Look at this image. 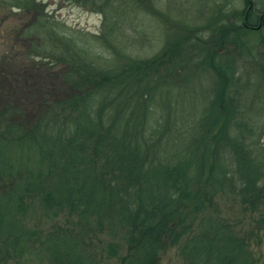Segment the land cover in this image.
Listing matches in <instances>:
<instances>
[{
  "label": "trees",
  "instance_id": "obj_1",
  "mask_svg": "<svg viewBox=\"0 0 264 264\" xmlns=\"http://www.w3.org/2000/svg\"><path fill=\"white\" fill-rule=\"evenodd\" d=\"M74 1L104 16L107 9L118 14V0ZM241 1V11L215 24L219 50L228 43L244 50L245 37L254 33L264 39V6ZM8 16L31 17L35 39L59 41L38 0H0V22ZM236 16L238 25L228 19ZM175 26L185 34H172L146 60L126 57L109 43L116 64L96 68L82 61L57 77L56 94H44L51 77L42 76L45 64L32 62L28 114L14 105L21 102L15 92L0 96V264L26 259L36 248L46 264H100L92 253L96 246L118 264H157L162 251L176 246L189 264H264L251 258L248 237L237 235L218 210V201L228 198L256 214V229L264 231V160L246 145L247 127L230 88L236 71L231 59L215 61L213 40ZM192 40L200 50L209 48L195 63L211 72L212 97L193 139L171 144L170 114L169 121L153 123L150 107L186 85V76L170 71L189 62L188 52L197 47ZM81 52L94 50L82 46ZM62 58L63 52L57 54L58 62ZM41 219L71 222L53 226L41 240L25 222Z\"/></svg>",
  "mask_w": 264,
  "mask_h": 264
},
{
  "label": "rangeland",
  "instance_id": "obj_2",
  "mask_svg": "<svg viewBox=\"0 0 264 264\" xmlns=\"http://www.w3.org/2000/svg\"><path fill=\"white\" fill-rule=\"evenodd\" d=\"M38 1L45 7L48 22L54 23V27L57 28L59 41L51 43L48 37L45 40L35 39L32 31L36 30L37 22L30 19L31 17L17 21L15 16H8L0 22V96L4 93L7 97L6 95L9 96L10 92H15L17 98H14L21 102L11 101L20 109L23 108L24 114H28L33 105L31 91L27 89L32 82L33 74L28 70L32 62L45 64L46 72H43L45 74L42 76L48 74L51 77V79H45L44 94L49 92L56 94L58 92V84L55 82L57 77L64 71H71L72 67L79 69L82 61V63L90 62L96 68L116 64V57L112 54V50L106 47L109 43L116 50L117 48L123 50V55L126 57L146 60L159 52L172 34L184 35L185 31H178L181 26H175L182 24L188 30L198 32L197 36L201 40H213L216 62L223 61L224 58L231 59V67H234L236 71L234 75L236 81L230 88L237 92L240 103L238 118H241L247 127V132L244 133L247 137L246 145L248 150L253 151V154L258 153L264 160V39L255 33L248 35L245 39L249 42L244 50L239 52H236L229 43L219 50V43L216 41L219 35L216 22L225 15L241 11L243 8L241 0H150L153 11L147 8L151 6L149 0H118L117 16L114 12H108V9L106 16L100 12H92L90 10L93 7L79 6L74 0ZM254 2L256 7L264 6V0H254ZM120 10L124 14L122 18H120ZM228 19L231 23L240 24L238 16L228 17ZM8 27H13L15 31L13 29L9 31ZM210 27L214 28V31H211ZM103 35L107 36L106 42L102 39ZM191 44L197 47L188 52L189 62L181 61L178 65L170 67L171 73L187 77L186 85L183 88H174L168 95L166 94L167 96H164L161 102L159 101L163 105L159 106L154 100L153 104L158 107H150L153 123L158 121L162 123L164 119L169 121L170 114L171 133H168L166 137L171 144L180 143V141L190 142L193 139L197 134V124L204 115L201 110L203 106H208L212 97L211 88L214 84L212 74L208 69L204 71L196 64L201 63L204 55L209 52L208 47L200 50L198 49L200 46L194 40ZM82 46L92 47L93 55L88 52L83 54ZM61 52H63L61 59L63 61L60 63L57 61V54ZM69 65L70 70H68ZM179 67L185 69L179 70ZM182 83H184L183 80ZM164 140L166 141V138ZM176 148L174 146L170 151ZM223 156L229 157L228 154ZM224 162L232 163L228 160ZM218 204L223 222L232 227L237 235L244 234L250 240L251 258L254 261L264 260V231L256 229L257 215L243 212L241 207H236L228 198L218 201ZM25 222L28 228H35L39 232L42 240L48 232L53 230V226L62 227L64 223L71 221L61 219L58 223H49L41 219L38 223L34 220ZM99 238L106 240L105 236ZM98 247L96 246V249ZM96 249L92 253L100 264H118L116 259L103 258L98 252L100 249ZM124 253L123 248L120 255ZM9 264L46 263L40 260L36 248L35 252L26 259ZM157 264L189 263L181 257L179 246H176L162 251Z\"/></svg>",
  "mask_w": 264,
  "mask_h": 264
}]
</instances>
